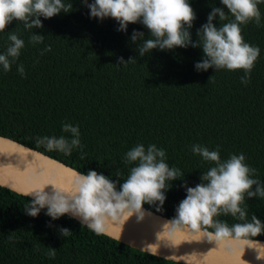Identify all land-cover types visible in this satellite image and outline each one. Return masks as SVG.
Wrapping results in <instances>:
<instances>
[{
	"label": "trees",
	"instance_id": "obj_1",
	"mask_svg": "<svg viewBox=\"0 0 264 264\" xmlns=\"http://www.w3.org/2000/svg\"><path fill=\"white\" fill-rule=\"evenodd\" d=\"M189 2L196 13L190 29L195 42L212 7L224 6L220 0ZM72 8L47 20L41 17V29L26 30L22 22L13 21L0 32V54L9 46L10 34L25 41L10 70L0 66L1 137L79 173L94 170L118 181L117 188L135 166L125 162V154L137 144H155L166 152L169 166L184 175L171 181L162 206L145 203L142 208L170 220L186 196L183 185L195 187L213 166L192 152L193 145L218 147L222 160L243 154L256 169L254 178L264 182V0L258 4L260 25L253 21L241 26L245 42L260 49L246 84L241 82L243 70L198 72L194 65L203 56L201 48L153 49L140 57L130 37L137 30L151 38L142 24H129L127 32H119L113 19L90 18L81 0H72ZM233 19L228 14L227 20L213 23L219 27ZM32 32L44 35V41L31 43ZM48 46L51 51H44ZM120 57L135 61L118 63ZM18 65H23V76ZM66 123L78 126L80 133L81 147L70 155L38 143L43 137L70 139L63 131ZM30 200L0 187V264H178L97 235L66 215L52 220L44 209L31 217L24 210ZM242 207L244 221L230 214L214 219L231 227L256 215L264 223V198L246 197ZM62 228L72 234L62 236ZM242 238L264 240V233ZM51 248L54 258L47 255Z\"/></svg>",
	"mask_w": 264,
	"mask_h": 264
},
{
	"label": "clouds",
	"instance_id": "obj_2",
	"mask_svg": "<svg viewBox=\"0 0 264 264\" xmlns=\"http://www.w3.org/2000/svg\"><path fill=\"white\" fill-rule=\"evenodd\" d=\"M261 0H220L227 9L212 7L207 16V22L197 30V41L193 42L190 29L196 19V13L189 0H81L89 10V17L103 21L113 19L119 27L117 31L127 32L129 24H142L148 30L151 38L145 39V33L133 30L130 40L137 45L140 57L149 54L153 49L161 51L175 48H201L203 56L194 67L199 71L226 69L243 70L242 83H247L251 70L260 54L257 46L246 43L242 36V25L261 22L258 4ZM73 10L72 0H0V32L13 21L22 22L26 30L41 29L45 20L53 18L62 12L67 14ZM228 14L234 19L217 27L213 21L227 20ZM44 35L30 36V42L39 44L44 41ZM9 46L0 54V66L9 71L25 47V41L12 33L8 36ZM140 42V43H137ZM44 51H51L50 46ZM43 55V52H41ZM123 57L118 63L133 62ZM18 71L23 76V65H18ZM210 78V77H209ZM63 131L71 134V138L43 137L38 143L49 151H60L70 155L74 148L81 147L78 126L64 124ZM192 152L198 154L211 166L206 173L201 174V183L195 187L186 188V196L176 208V215L164 223L159 238L169 227L179 229L188 226L199 232L202 227L214 229L205 234L215 241L227 238L256 237L264 233V223L253 215L251 222L235 223L231 227L227 222L214 219L221 214L231 215L241 221L246 219V209L242 207L245 199L264 198V182L254 178L256 169L246 163L243 154L220 158L219 148L209 150L206 146L193 145ZM125 162L134 164L130 174L123 183L111 180L94 170L88 173H75V185L71 193L57 187L55 184H44L34 187L26 196L32 197L24 209L26 214L36 217L41 210L56 220L66 214L76 218L97 235L105 232V224L111 219L126 222L133 214L137 222L144 219L142 206L145 203L163 205L165 192L171 187V181L181 179L184 174L176 167H170L166 162V152L155 144L147 147L137 144L125 154ZM52 185L51 194L44 189ZM157 210H161L159 207ZM61 235H71L69 229H60ZM55 248H51L48 256L54 258ZM259 258V257H258Z\"/></svg>",
	"mask_w": 264,
	"mask_h": 264
},
{
	"label": "water",
	"instance_id": "obj_3",
	"mask_svg": "<svg viewBox=\"0 0 264 264\" xmlns=\"http://www.w3.org/2000/svg\"><path fill=\"white\" fill-rule=\"evenodd\" d=\"M75 173L76 170L45 154L0 136L2 188L29 199L32 197L26 193L44 184H55L71 193ZM44 190L51 194L52 185H47ZM142 210L145 215L140 222H137L135 214L123 223L109 219L101 235L139 252L178 264H264V240L230 237L215 241L205 234L210 231L201 229L197 232L188 226L179 229L170 226L157 238L164 223L170 219L144 208ZM66 216L80 223L71 215Z\"/></svg>",
	"mask_w": 264,
	"mask_h": 264
}]
</instances>
